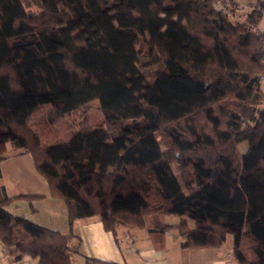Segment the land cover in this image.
<instances>
[{
	"label": "trees",
	"instance_id": "1",
	"mask_svg": "<svg viewBox=\"0 0 264 264\" xmlns=\"http://www.w3.org/2000/svg\"><path fill=\"white\" fill-rule=\"evenodd\" d=\"M35 1L0 0V155L31 156L69 229L93 216L110 232L176 229L185 249L230 235L236 264H264V31H250L264 3L232 22L215 0ZM93 100L104 127L70 124ZM34 198L0 180V245L72 264L70 233L7 210Z\"/></svg>",
	"mask_w": 264,
	"mask_h": 264
},
{
	"label": "crops",
	"instance_id": "2",
	"mask_svg": "<svg viewBox=\"0 0 264 264\" xmlns=\"http://www.w3.org/2000/svg\"><path fill=\"white\" fill-rule=\"evenodd\" d=\"M232 1L245 5L251 0ZM251 2L252 10H258V2L264 3V0ZM234 13L242 12L231 14ZM239 17L231 21L242 22L244 18ZM252 28L264 31V10ZM261 90L264 93V83ZM0 180L5 194L10 198L36 197L29 201L13 202L7 207L9 212L43 228L71 234L68 247L72 264H83L85 258L115 264H236L231 255L233 239L230 235L226 236L224 244L219 248L185 249L180 246L176 229L150 233L145 228L120 225L110 232L103 229L95 216L77 219L69 229L66 205L62 200L51 197L48 185L36 172L31 156L8 144L0 155ZM162 221L166 225H174L177 218L165 216ZM0 264H36V260L28 256L15 259L8 256L0 245Z\"/></svg>",
	"mask_w": 264,
	"mask_h": 264
},
{
	"label": "rangeland",
	"instance_id": "3",
	"mask_svg": "<svg viewBox=\"0 0 264 264\" xmlns=\"http://www.w3.org/2000/svg\"><path fill=\"white\" fill-rule=\"evenodd\" d=\"M252 1V0H251ZM248 2V3H244L245 5V10L242 13H237V14H231L228 19L232 20L235 17H239L240 15L243 17H239L240 19L245 18V15L247 12L252 10V2ZM23 5L26 9L27 12L29 13H37L40 11V8L37 5V2L35 0H22ZM260 4V2H258ZM239 15V16H238ZM238 21V20H237ZM241 21V20H239ZM234 22V21H233ZM69 122L70 124L77 125L79 122L81 121H86L87 124L91 127V128H103L104 124H103V119L101 117V114L99 112L98 109V101L97 100H93L91 101L87 106L82 107V109H80L79 111H77V113H75L74 115L69 117ZM30 126L34 127L32 122L30 121ZM157 139L160 142V145L163 149V144L161 139L159 138V135H156ZM246 149V144H242L239 146V152L240 153H244ZM172 170L174 172V174L178 177V179H180V174L179 171L177 169V166L175 163L172 164Z\"/></svg>",
	"mask_w": 264,
	"mask_h": 264
},
{
	"label": "built area",
	"instance_id": "4",
	"mask_svg": "<svg viewBox=\"0 0 264 264\" xmlns=\"http://www.w3.org/2000/svg\"><path fill=\"white\" fill-rule=\"evenodd\" d=\"M214 8L217 11H220L225 16L229 17L232 12H244L245 6L234 2L232 0H215L214 1ZM250 31L253 32L254 29L250 28ZM258 82L260 87L264 83V72L257 76Z\"/></svg>",
	"mask_w": 264,
	"mask_h": 264
}]
</instances>
